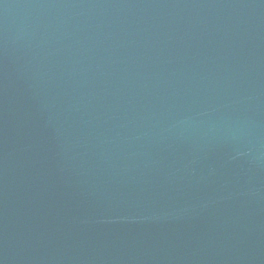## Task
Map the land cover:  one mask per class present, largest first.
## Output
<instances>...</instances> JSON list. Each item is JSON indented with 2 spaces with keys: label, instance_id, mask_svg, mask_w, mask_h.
Listing matches in <instances>:
<instances>
[{
  "label": "water",
  "instance_id": "95a60500",
  "mask_svg": "<svg viewBox=\"0 0 264 264\" xmlns=\"http://www.w3.org/2000/svg\"><path fill=\"white\" fill-rule=\"evenodd\" d=\"M0 264H264V0H0Z\"/></svg>",
  "mask_w": 264,
  "mask_h": 264
}]
</instances>
